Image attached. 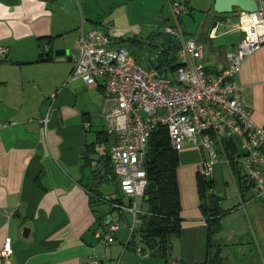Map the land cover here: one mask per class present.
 <instances>
[{"label": "crops", "instance_id": "obj_1", "mask_svg": "<svg viewBox=\"0 0 264 264\" xmlns=\"http://www.w3.org/2000/svg\"><path fill=\"white\" fill-rule=\"evenodd\" d=\"M104 1L0 0V47L6 49L0 54V251L7 237L13 248L9 258L0 256V264H88L93 250L101 264H208L216 254L228 264L230 248L248 249L245 264H264L263 199L256 197L252 185L240 187L227 163L220 161L208 177L215 202L211 211L207 196L208 210L216 213L206 215L198 189V166L205 153L189 142L178 152L182 221L174 252H155L143 241L138 249L128 243L131 216L112 202L129 199L121 195L115 176L104 177L109 161L105 114L115 101L104 95L100 84L68 79L73 62L55 55L63 49L74 54L82 24L89 30L105 22L116 46L125 45L114 21L104 18ZM118 1L134 5L143 0ZM158 1L164 8L165 0ZM256 1L264 6V0ZM213 6L214 0H190L186 17L208 8L191 37L215 53L214 61L201 62L219 71L241 35L237 11L219 15ZM214 21L224 33L210 40ZM159 34L132 41L151 45ZM166 41L165 36L152 46L161 49ZM236 80L244 105L264 127V43L243 62ZM88 190H97L105 201L91 199ZM235 215L250 222L251 237L233 229L224 235L223 221ZM117 221L114 241L101 242L96 233Z\"/></svg>", "mask_w": 264, "mask_h": 264}, {"label": "built area", "instance_id": "obj_2", "mask_svg": "<svg viewBox=\"0 0 264 264\" xmlns=\"http://www.w3.org/2000/svg\"><path fill=\"white\" fill-rule=\"evenodd\" d=\"M167 1L171 24L165 26L164 33L180 44L177 56L181 66L175 70L174 79L143 67L125 45L116 46L105 22L89 30L84 24L79 28L78 52L72 54L68 77L82 79L90 86L100 84L104 95L115 101L105 114L109 162L119 191L129 202L112 205L131 216L128 243L137 244V249L142 242L140 217L145 214V160L150 138L159 127L167 129L173 150L179 152L189 142L205 153L198 166L200 176L211 177L214 167L224 161L242 186L252 185L256 197L264 201V127L255 123L251 110L244 105L242 87L236 80L243 62L264 43V6L259 5L253 13L237 10L241 37L235 49L226 52V65L211 71L201 62L203 44L195 36L186 38L181 26L190 0ZM219 31L217 23L208 38L220 37L224 32ZM5 53L0 47V54ZM228 140L233 144H227ZM119 228L118 221L111 223L96 237L105 244L112 243ZM12 254L11 238L7 237L0 256L7 259ZM88 264H101L95 250Z\"/></svg>", "mask_w": 264, "mask_h": 264}, {"label": "trees", "instance_id": "obj_3", "mask_svg": "<svg viewBox=\"0 0 264 264\" xmlns=\"http://www.w3.org/2000/svg\"><path fill=\"white\" fill-rule=\"evenodd\" d=\"M166 39V47L159 49L157 56L151 60L150 67L160 71L162 69L163 71L170 70L174 72L181 66L177 56L180 44L177 39L170 35H166ZM137 59L139 60L138 57ZM105 166L106 173L104 177L108 176L110 179H114L115 177L108 160ZM178 167L179 155L170 146L167 129L165 127L157 128L150 138L145 160L147 185L143 202L146 205V210L145 214L140 217L141 223L139 225L142 241L155 252L166 253L169 251V241H174L180 233L182 218L177 180ZM238 183L240 187H243L239 180ZM212 187V180L198 175V189L202 199L201 206L208 216L216 213L215 211L209 212L207 205V196L211 192ZM88 191L91 199H94V197L97 200L100 198L99 201L104 199L97 190V193L92 190ZM115 200V202H118L121 201V198H116ZM208 264L224 263L219 258V255L216 254Z\"/></svg>", "mask_w": 264, "mask_h": 264}, {"label": "rangeland", "instance_id": "obj_4", "mask_svg": "<svg viewBox=\"0 0 264 264\" xmlns=\"http://www.w3.org/2000/svg\"><path fill=\"white\" fill-rule=\"evenodd\" d=\"M114 1H116V4H113ZM108 2L109 1L105 0L101 8L103 9L102 12L104 14V18L114 21L117 29L122 33L123 38L126 40L124 41L125 46L139 58L141 65L147 68L151 64V60L159 52V48H153L152 45L159 43V41L166 36L164 28L166 25L171 24L168 22L169 20H165L170 14L168 1L165 0L164 8L161 7V3L158 0L137 1L134 5H119L120 1L118 0H111L110 3ZM207 10L208 8L195 9L192 16L186 17L185 15L182 17L185 23L181 22V26L185 31L186 38H190L192 35L197 34V31L201 28L200 24L203 20V16L205 17ZM154 31L159 32L160 34L152 37L150 40L151 45L132 41V38L137 40H146L147 36ZM199 42L201 43V41ZM202 42L205 41L203 40ZM204 45V56L202 62L207 63L209 61H214L216 56L215 53L211 51L206 44ZM77 52L78 50L76 44V46L72 48V53ZM167 69L169 68L167 67ZM157 71L161 76H168L172 79L175 78V71H163L162 69L161 71ZM252 224L254 226V223ZM221 226L224 228V235L229 233L231 229L237 233L240 231L250 233V235H248L250 237L253 233L250 222L247 221V219L245 222L242 217L238 215L225 218ZM254 229H256L255 226ZM227 250L228 264L247 263V248H243L241 252L237 251L239 249L235 248ZM242 253L245 254L243 255Z\"/></svg>", "mask_w": 264, "mask_h": 264}, {"label": "water", "instance_id": "obj_5", "mask_svg": "<svg viewBox=\"0 0 264 264\" xmlns=\"http://www.w3.org/2000/svg\"><path fill=\"white\" fill-rule=\"evenodd\" d=\"M259 3L256 0H214V6H213V11L216 14L219 15H227V14H233L237 10H242L246 11L249 13L256 12L259 7ZM217 25V21L213 22V27ZM69 49H63L60 51H55V55L57 60H67V61H72V55L70 54ZM227 144H233L232 140H228ZM232 152H235V148H232ZM104 166V164H103ZM108 177V176H107ZM100 190L102 192H105L103 190V187L100 186ZM208 204L209 208L211 211L215 209V202H214V195L209 194L208 195ZM175 248L174 241L170 240L169 241V252L173 253ZM147 251V249H144Z\"/></svg>", "mask_w": 264, "mask_h": 264}]
</instances>
